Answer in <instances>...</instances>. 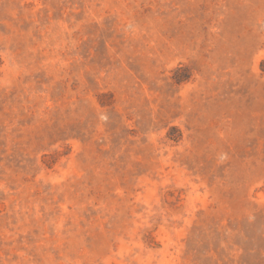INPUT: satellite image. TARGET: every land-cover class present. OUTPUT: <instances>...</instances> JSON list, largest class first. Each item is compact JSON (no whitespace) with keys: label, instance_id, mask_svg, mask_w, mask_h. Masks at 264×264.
<instances>
[{"label":"rangeland","instance_id":"1","mask_svg":"<svg viewBox=\"0 0 264 264\" xmlns=\"http://www.w3.org/2000/svg\"><path fill=\"white\" fill-rule=\"evenodd\" d=\"M0 264H264V0H0Z\"/></svg>","mask_w":264,"mask_h":264}]
</instances>
